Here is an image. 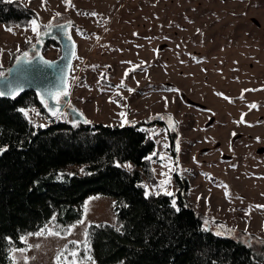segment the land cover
Returning a JSON list of instances; mask_svg holds the SVG:
<instances>
[{
	"label": "rangeland",
	"instance_id": "374dc122",
	"mask_svg": "<svg viewBox=\"0 0 264 264\" xmlns=\"http://www.w3.org/2000/svg\"><path fill=\"white\" fill-rule=\"evenodd\" d=\"M23 1L38 11V31L32 22L0 24L1 72L11 52L36 42L46 24L73 19L68 105L90 122L144 120L156 139L157 182L144 179L147 192H171L175 202L182 193L216 231L235 227L264 237V208L257 207L264 205V0ZM43 52L58 57L61 45L51 42ZM57 115L70 119L66 108ZM102 220L117 223L115 197L92 193L70 234L53 219L40 230L59 236L24 235L26 244L0 264H58L63 246L86 240L89 225Z\"/></svg>",
	"mask_w": 264,
	"mask_h": 264
},
{
	"label": "trees",
	"instance_id": "16d2710c",
	"mask_svg": "<svg viewBox=\"0 0 264 264\" xmlns=\"http://www.w3.org/2000/svg\"><path fill=\"white\" fill-rule=\"evenodd\" d=\"M38 16L23 0H0V24L6 27L27 28ZM32 44L12 51L9 63ZM33 106L50 121L36 124L20 111ZM155 145L144 120L80 122L52 115L31 89L0 96V148L6 149L0 153V262L26 244L21 237L53 219L66 233L82 216L85 198L102 193L115 197L117 223L92 222L88 248L85 240L68 241L57 254L59 264L89 255L95 264H264L263 236L208 227L207 216L182 193L175 207L167 191L145 195L144 179L157 182L151 157ZM127 162L130 168L123 165Z\"/></svg>",
	"mask_w": 264,
	"mask_h": 264
},
{
	"label": "water",
	"instance_id": "95a60500",
	"mask_svg": "<svg viewBox=\"0 0 264 264\" xmlns=\"http://www.w3.org/2000/svg\"><path fill=\"white\" fill-rule=\"evenodd\" d=\"M75 25L77 23L73 19L46 24L39 32L37 41L22 50L5 71L0 72V92L6 93L3 97L12 96L8 93L13 90H19V93L31 89L35 91L44 106L48 105V107L45 106L47 110L53 108L58 114L69 107V76L77 45L74 40L69 41L68 37L72 26ZM51 39L61 45V53L55 58L48 57L43 52L44 45ZM25 53H27L26 57ZM41 57L43 61L49 63L44 64L39 59ZM65 84L67 85L68 95L61 96L59 104H57L54 95ZM70 113V117L74 121L85 122L88 120L87 116L77 107L70 108ZM258 150H264V145Z\"/></svg>",
	"mask_w": 264,
	"mask_h": 264
},
{
	"label": "snow or ice",
	"instance_id": "6c2138e0",
	"mask_svg": "<svg viewBox=\"0 0 264 264\" xmlns=\"http://www.w3.org/2000/svg\"><path fill=\"white\" fill-rule=\"evenodd\" d=\"M64 2L69 6V7H74V5H72L71 4V0H64ZM85 15H97L95 12H92V13H84ZM57 16H59L60 15V13H57L56 14ZM32 24H33V28H32V30L34 31V32H36V31H38V25L36 24V21L35 20H33L32 21ZM62 27H66V26H62ZM9 31H12V29H8ZM79 31V30H78ZM81 34H83V33H81ZM69 40H71V37H69ZM25 55V57L27 56V53H25L24 54ZM44 64H48L49 62L48 61H43V58L41 57V58H39ZM18 91L19 90H13L11 93H8V95H12V96H14V95H16L17 93H18ZM245 91H247V90H245ZM6 93H4V92H0V96H4ZM50 95H52L51 93H50ZM68 95V91H67V85L65 84V86L63 87V88H61V89H58L57 90V92L55 93V95H54V98H55V100L57 101V104H59V100H60V97L61 96H67ZM221 95H223V94H221ZM42 100H43V97H42ZM46 107H48V105L46 104L45 105ZM251 107H255V105H252ZM20 111L22 112V113H24V115L25 116H27L28 115V113H27V111L25 110V109H20ZM49 111H51L52 112V115H57V111L55 110V109H53V108H49ZM121 116H124V113H121ZM85 122H87V121H85ZM6 149H4V148H0V153H2L3 151H5ZM179 150V145H177V151ZM149 193L148 192H146L145 193V195H148ZM157 194H159V193H157ZM165 194L166 195H169V196H171V195H173L171 192H165ZM228 193H226V195H227ZM199 199V198H198ZM172 203H173V207H175V200H173L172 201ZM257 207H260V208H264V205H257ZM178 210V209H177ZM80 223H83V221H80ZM205 223H207V221L205 222ZM74 227V226H73ZM117 231H120V229L119 228H117L116 229ZM229 232H231L232 230H228ZM45 234H48V235H57V236H59L60 235V233L59 232H52L50 229H47V228H44V229H42V230H40V231H38V232H36V233H34V234H30V235H36V236H42V235H45ZM68 234H70V229L68 230ZM218 234H220V233H218ZM85 235H87V233H85ZM21 239H25L24 237H21ZM25 242H26V240H25ZM261 242H264V241H261ZM71 243H73V244H78L79 242H76V241H72ZM84 245H85V248L87 249L88 248V241L87 240H85L84 241ZM29 247H32L31 245H29ZM37 247H38V245H37ZM20 251H24L23 249H21ZM71 255L75 258L76 257V255H77V253L76 252H73V253H71ZM87 260L88 261H91V264H95V261L92 259V257L89 255V256H87ZM57 261H58V264H59V261H60V255H58L57 256Z\"/></svg>",
	"mask_w": 264,
	"mask_h": 264
},
{
	"label": "built area",
	"instance_id": "2783aa9c",
	"mask_svg": "<svg viewBox=\"0 0 264 264\" xmlns=\"http://www.w3.org/2000/svg\"><path fill=\"white\" fill-rule=\"evenodd\" d=\"M28 116L31 118L32 115H37V117L41 120H47L48 122L50 121L49 116L42 110L40 107L36 106L30 110L27 111Z\"/></svg>",
	"mask_w": 264,
	"mask_h": 264
},
{
	"label": "flooded vegetation",
	"instance_id": "af4514ba",
	"mask_svg": "<svg viewBox=\"0 0 264 264\" xmlns=\"http://www.w3.org/2000/svg\"><path fill=\"white\" fill-rule=\"evenodd\" d=\"M53 41H54V42H57V41H55L54 39H51L49 42H53ZM57 43H58V42H57ZM72 107H75V106L69 105V107L66 108V111L69 112L70 116H71L70 108H72ZM159 116H160V115H158V117H159ZM168 128L170 129V127H168Z\"/></svg>",
	"mask_w": 264,
	"mask_h": 264
}]
</instances>
